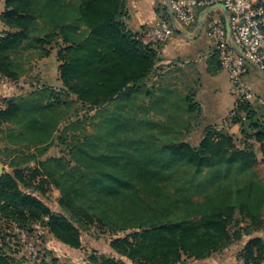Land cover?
<instances>
[{"label": "trees", "instance_id": "trees-1", "mask_svg": "<svg viewBox=\"0 0 264 264\" xmlns=\"http://www.w3.org/2000/svg\"><path fill=\"white\" fill-rule=\"evenodd\" d=\"M126 1H4L0 74L16 81L27 72L30 56L47 57L56 47L62 86L43 84L3 98L0 162L6 166L7 160L12 170L0 176V225L30 228L40 222L59 241L78 248L75 222L96 223L104 231L125 232L111 238L110 247L132 263L180 264L207 258L233 241L228 225L237 215L244 233L236 239L248 236L244 263L264 264V241L253 234L264 229V171L253 148L212 125L196 145L168 138L172 115L162 123L145 116L160 100L151 99L156 88L145 84L158 55L128 28ZM142 93L149 101L135 126L132 109ZM184 102L187 111L200 112L193 93ZM118 110L121 120L114 115ZM234 110L229 122L238 124L240 134L263 141L264 122L252 104L237 99ZM54 140L64 144L63 154L43 158ZM29 162L35 165L26 166ZM46 181L59 190L64 213L52 211L29 190L42 192ZM1 247L0 264H22ZM87 260L124 264L96 252ZM32 264L59 263L42 258Z\"/></svg>", "mask_w": 264, "mask_h": 264}, {"label": "rangeland", "instance_id": "rangeland-1", "mask_svg": "<svg viewBox=\"0 0 264 264\" xmlns=\"http://www.w3.org/2000/svg\"><path fill=\"white\" fill-rule=\"evenodd\" d=\"M147 1H148V4H150V9H151L150 12L152 11L156 12L160 17L159 21L161 20L166 21L170 25L172 29V33H173L174 31L172 28V20L165 7L164 0H147ZM138 7H139V4H138ZM163 7H165V11ZM165 13L167 14L166 18L164 17ZM220 13H221L220 11H215L211 15L217 16ZM181 25L185 26L184 24H181ZM192 26L193 25H190L189 27H192ZM200 29H203L202 30L204 33L203 38L206 41V44H208L207 47L209 50L207 51L208 55H206L203 58V60L205 61L208 56L210 58L213 54V66L218 67L219 65V67L225 71L227 75V79L229 80V84L231 85L230 94L235 98V101L237 99L249 101L252 104V106L257 110L256 112H257L258 119L264 122V74L260 70H258L255 66L245 61V65L247 69L243 74V86L241 89L240 87L236 88V86H234L232 83V80H231V77L229 76L228 71L224 69L220 64L219 56L217 54V49H216L213 39L209 36L205 27H200ZM56 51H57V48L53 47L52 49H50V54L47 57L45 56L41 57V56H38L37 54L30 56L29 61L27 62V68H28L27 72L23 76H21L18 80L14 81V82H22V83L27 84L24 87V90L20 95L27 94L30 90H32L33 88H35L38 84H41L42 82H45L44 84L46 86L60 89L62 85L60 84L61 86L59 87V85H57V82H56V79H59V70L56 64L60 63L61 61L58 59ZM158 66L162 67L165 65H158ZM186 66L191 69L190 72H193L192 70H197V71L199 70L198 68L199 64L197 61L188 62L186 63ZM0 77H4V76L0 74ZM148 80H150V78ZM147 81L145 82V84L150 83ZM156 83H158L159 84L158 86L162 88L165 82H156ZM173 87L175 88L178 87L179 89L182 90L184 88V85L181 82H177L176 86H173ZM154 89H155V85H154ZM155 91L154 93L156 94ZM70 97L73 98L72 96ZM1 100L3 101V98ZM145 101H146V96L143 93L140 94L138 99L136 100V106L132 109L136 113H134L133 115L134 117L133 119L130 120V122L132 123L134 122L135 126L138 125V118L140 117L138 115L143 114L142 105L143 103H145ZM234 105H235V102L233 103V105H231L230 110L234 107ZM5 106H6V103H5ZM73 106H76V105H73ZM180 107H182V101H179V102L177 101L176 108L179 109ZM78 114L79 115L77 116L83 115V111L82 110L79 111ZM112 115L113 114H110V116ZM114 115H117V118L119 120L122 119L120 116L121 113L119 112V110L116 111ZM145 116L147 118H150L151 120H156L160 123L166 120L163 114H157L156 111L148 112ZM182 116L185 118L187 117V114L185 113L183 115V112H182ZM75 118L76 116H74V113H73L72 119L74 120ZM197 121H199V119L194 118V117H191L189 119L185 118V121H184L182 118H180L179 113L178 115L176 114V118L171 119V122H170V127L171 129H173L172 130L173 133H170L169 136L167 135V137L175 138L176 140L188 141L191 144L196 145L199 142L200 134H201L198 132L199 131L198 127L197 128L194 127V125L197 124ZM85 125L87 126L88 130H92L89 122H87ZM159 129L164 130V131L166 130L164 128H159ZM229 129L230 128H228L227 130L233 133ZM157 130L158 129H156L155 131ZM187 130L190 132L187 133L188 132ZM75 133L79 134V131H76ZM235 136L238 139L239 138L242 139V143L237 142L238 145L244 146L246 144L248 146L250 145L253 148L256 158L259 161L262 170L264 171V139L263 141H256L252 137H248V136L246 137L240 134L239 127L237 129V133L235 134ZM243 142H245L244 145H243ZM18 147L20 146L18 145ZM63 147H64V144L62 146L60 143H58L57 140H54L53 144L50 146L46 155L43 158L47 156L62 155ZM0 157L2 158V155ZM5 164H6V166H4L5 170L11 171L12 168L10 164L7 163V160ZM34 165H35L34 162H29L27 163L26 166H34ZM22 166H25V164ZM25 173L27 176L30 175L28 168L25 169ZM39 178L40 177H38L35 180L33 179L34 184L39 180ZM42 188H43L42 192L36 191L32 189L31 187H29V190L32 191L33 194L36 195L38 198L42 199L52 211L63 212V210L60 208V206L57 203V198L59 197V190L47 181L43 183ZM3 223H4L3 225H0V246H2L1 251H4L10 257L22 260L23 261L22 264H32L34 262H39V260L42 258H45L46 260H50V258H56L59 264H86L88 261L87 258L89 254H91L92 252H96L98 254L103 253L106 255H114L117 258L121 259V261L124 264H136V263H132L127 258H124V257H121L115 254L112 248L110 247L111 238L122 236L125 233L122 231L108 232V231H104L102 227H97L98 225L96 223H91V224L87 223L85 226H82V225L80 226L77 222H75V224L80 229L81 244L78 248H73L59 241L51 232H49L48 227L44 226L43 223H40V222H36L35 224L32 223L30 228L37 227L43 224L45 231L41 237L42 243L39 244L35 248L36 251L33 254L28 256L25 253L26 252L25 249L20 247V249L17 250L11 245H9L7 241V237L10 235V232L12 231V229L9 228V226L5 224V222ZM243 224L244 222H241L238 216L236 215L235 219L228 225V232L232 236H234V238H232L233 241H231L229 244H227L225 247L221 248L220 250L213 252L211 256L205 258L206 260L202 259L203 261H198L192 257H189V258H185L180 264H245L241 256V250L248 236L242 235L241 239L239 240H237L235 237L238 233H240V235L241 233H244V229H241ZM260 232H264V231L263 230L257 231V233H260ZM257 233L254 232L253 234H257ZM261 234H262V239L264 241V233H261Z\"/></svg>", "mask_w": 264, "mask_h": 264}, {"label": "crops", "instance_id": "crops-1", "mask_svg": "<svg viewBox=\"0 0 264 264\" xmlns=\"http://www.w3.org/2000/svg\"><path fill=\"white\" fill-rule=\"evenodd\" d=\"M4 1L5 0H0V13L4 9ZM126 11L127 16L125 22L128 28L133 32H141L148 27L156 26L162 21H159L160 17L156 12H150V4H148L147 0H127ZM192 25V27H189L190 25H187V27L186 25L183 26L173 21L172 28L174 32L171 33L169 38L160 46L157 52L160 58H157L158 60L154 66V72L149 77L150 80L147 81L150 83H147L146 87H149L148 85H155L156 94L154 93L151 99L157 98L160 100L149 112L156 111L157 114H163L165 118L168 117V115H172L173 118H176V114L178 115L179 113L180 118L184 121L185 118H198L199 121H197L194 127H198V132L201 133L200 139L203 129L208 125H212L216 128H230L229 130L236 134L238 124H233L227 119L230 107L235 102V98L230 94L231 85L229 84L227 75L223 69H218L217 66H213V54L210 58L208 56L205 61L203 60V58L208 55V44H206L203 38V29H200L199 24ZM201 27L204 26L202 25ZM2 29H4V26L0 21V31ZM191 61L198 62V71L192 70L193 72H190L191 69L186 66V63ZM59 64L60 63H57L56 66ZM158 65L165 66L159 67ZM56 82L59 87L62 85L59 79H56ZM156 82L165 83L164 86L160 88L158 86L159 84ZM177 82H181L184 85L182 90L178 87H173L176 86ZM44 83L45 82H42L36 87H41ZM26 85L27 84L22 82L11 81L6 77H0V109L6 107L5 102L1 100L2 98L20 95ZM188 93L194 94V101L197 102L200 107L199 113L197 111H187L184 98ZM148 101L149 100L146 98L143 104L148 103ZM177 101H182V107L179 109L176 108ZM182 112L183 115L186 113L187 117L184 118ZM189 132L190 131L187 133ZM262 230L264 231V229ZM261 233L264 232L255 235L262 237ZM196 260L203 261L206 259Z\"/></svg>", "mask_w": 264, "mask_h": 264}, {"label": "built area", "instance_id": "built-area-1", "mask_svg": "<svg viewBox=\"0 0 264 264\" xmlns=\"http://www.w3.org/2000/svg\"><path fill=\"white\" fill-rule=\"evenodd\" d=\"M167 5L174 21L180 24H197L202 14V25L213 39L220 64L228 71L236 88L243 86L245 61L264 74V0H167ZM210 8L212 10H208ZM215 11L221 13L212 16ZM171 33L170 25L162 20L156 26L137 32L135 37L158 52ZM234 115L233 107L227 119L231 120ZM9 228L12 229L7 237L9 245L17 250L25 249L28 256L42 243L45 231L42 226L21 228L9 223Z\"/></svg>", "mask_w": 264, "mask_h": 264}, {"label": "water", "instance_id": "water-1", "mask_svg": "<svg viewBox=\"0 0 264 264\" xmlns=\"http://www.w3.org/2000/svg\"><path fill=\"white\" fill-rule=\"evenodd\" d=\"M164 4H165V7H166V9H167V11L169 13V16H170L172 22H173L174 18H173V15H172V12H171L170 8L167 5V0H164ZM208 10H212V9L210 8ZM224 12H225V10H224ZM225 15H226V13H225ZM198 24H199L200 27L202 26V14H200V16H199ZM236 51H238L240 53V50L236 49ZM3 171H4V166L0 162V176L2 175Z\"/></svg>", "mask_w": 264, "mask_h": 264}]
</instances>
